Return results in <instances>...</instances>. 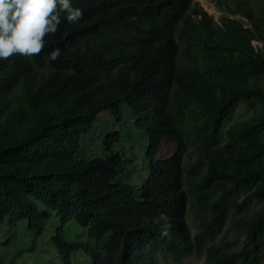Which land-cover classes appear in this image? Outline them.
Segmentation results:
<instances>
[{
	"label": "trees",
	"instance_id": "16d2710c",
	"mask_svg": "<svg viewBox=\"0 0 264 264\" xmlns=\"http://www.w3.org/2000/svg\"><path fill=\"white\" fill-rule=\"evenodd\" d=\"M72 4L82 17L70 23L61 13L40 54L0 59V226L25 222L27 249L51 230L63 264L72 255L181 264L207 239L205 264H261L264 82L251 80L264 78V4L216 0L218 20L193 0ZM121 104L148 137L138 187L115 183L127 164L111 151L116 134L104 138L103 158H73L97 116ZM167 144L174 151L158 159ZM191 148L197 159L187 167ZM71 222L91 241L81 256ZM227 229L243 237L236 249L216 241Z\"/></svg>",
	"mask_w": 264,
	"mask_h": 264
},
{
	"label": "rangeland",
	"instance_id": "374dc122",
	"mask_svg": "<svg viewBox=\"0 0 264 264\" xmlns=\"http://www.w3.org/2000/svg\"><path fill=\"white\" fill-rule=\"evenodd\" d=\"M193 2L206 11L214 20H218L224 14L216 7V0H193ZM249 2L257 10L258 6L264 4V0H249ZM228 16L231 19H240L239 16ZM253 45L261 47V44L257 42H253ZM263 82L264 78L262 77L251 80V84ZM247 117L248 114L244 112L243 106L238 105L235 114L236 121H243ZM113 134L118 136V141L111 151L116 152L122 160L127 162L125 174L119 175L115 183L117 185L126 184L138 187L147 178L148 160L146 150L148 137L138 124V115L132 113L127 105L121 104L117 115H113L110 111L100 113L92 124L90 131L81 136L79 149L73 158L74 160L103 158L108 155L103 147L104 138L106 136L111 138ZM174 148L173 145H164L157 158L171 154ZM196 159V154H193L191 148V153L186 158V166L189 167ZM192 214L193 208L190 206L188 209V222L192 221ZM67 225L66 230H69L72 241H74L72 247L76 250V255L81 256L78 252L88 253L91 241L88 239L86 231L80 229L74 222ZM12 235L15 240L9 244L6 243ZM27 239L25 222L16 226H7L6 224L0 226V258L4 260L5 264H63L61 257L55 251L51 230H45L42 236L35 239V248L33 249H27ZM216 241L234 244L233 249H236L243 242V237L238 232L227 229V231L218 235ZM209 242L210 240L207 239L200 244L198 250L181 264H205V247ZM71 264H89V261L77 263L74 255H72ZM261 264H264V260Z\"/></svg>",
	"mask_w": 264,
	"mask_h": 264
},
{
	"label": "clouds",
	"instance_id": "9594fccd",
	"mask_svg": "<svg viewBox=\"0 0 264 264\" xmlns=\"http://www.w3.org/2000/svg\"><path fill=\"white\" fill-rule=\"evenodd\" d=\"M63 19L77 22L82 9L74 7L72 0H0V59L14 54L33 56L45 47V36L55 34ZM60 49L49 53V60H56ZM161 219L165 217L161 216ZM169 225H165L163 234Z\"/></svg>",
	"mask_w": 264,
	"mask_h": 264
}]
</instances>
